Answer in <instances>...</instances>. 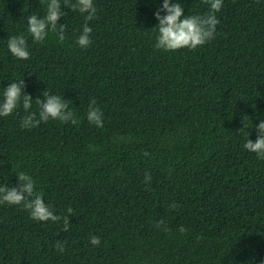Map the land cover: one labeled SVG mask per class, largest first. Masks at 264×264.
I'll list each match as a JSON object with an SVG mask.
<instances>
[{
    "label": "trees",
    "instance_id": "1",
    "mask_svg": "<svg viewBox=\"0 0 264 264\" xmlns=\"http://www.w3.org/2000/svg\"><path fill=\"white\" fill-rule=\"evenodd\" d=\"M47 2L0 0V100L25 80L33 99L47 90L69 100L78 123L24 129L22 105L0 117V186L19 187L23 171L54 214L74 215L64 231L0 204V264H262L264 160L244 144L264 121V0H223L215 39L174 52L154 47L164 0H94L88 48L77 44L84 15L64 0V41H33L28 17L42 18ZM178 2L185 16L210 11ZM20 34L28 60L7 47ZM92 99L103 128L87 120Z\"/></svg>",
    "mask_w": 264,
    "mask_h": 264
},
{
    "label": "clouds",
    "instance_id": "2",
    "mask_svg": "<svg viewBox=\"0 0 264 264\" xmlns=\"http://www.w3.org/2000/svg\"><path fill=\"white\" fill-rule=\"evenodd\" d=\"M204 3L210 6V11L204 15H188L185 16L184 8L178 0H164L162 7L155 12V18L159 21L154 28L157 29L156 43L154 47L158 50L166 52H174L183 48L196 50L215 39L217 26L220 21L217 13L222 9L223 0H204ZM64 6L71 11H78L84 15L82 31L77 38V44L81 48L90 47L92 28L89 26L90 21L96 19L97 8L94 0H64ZM162 13H164L162 15ZM62 10L60 0H48L46 5V13L41 18L38 14H32L27 20V31L31 35L34 42L43 43L49 36V33H55L60 41H64L67 24H59L62 16H66ZM7 47L11 54L20 60H28L30 51L27 39L23 34L10 36L8 38ZM25 80L11 82L3 91V99L0 100V117L10 116L16 109L22 105L26 115L22 118L21 128L31 129L38 127L41 122L51 120H59L63 123H78L75 113L70 109V101L59 95L51 94L47 90L43 93L44 99H33L31 95L24 91ZM39 107V111H30L33 101ZM87 120L90 124L98 128H103L104 113L97 106L95 99L89 103L87 111ZM38 117V118H37ZM250 120L247 116L242 119L243 127L238 131L248 136V123ZM258 130L259 135L255 142L248 136L244 148L250 152L257 154L258 159L264 160V121H261L254 127ZM251 135V134H250ZM147 155V153L145 154ZM20 185L19 187L0 186V204L18 205L26 209L31 219L38 222H63V230H69V215H74L72 207H68L67 215L60 216L54 214L49 204L45 203L42 192L36 187V181L27 173L20 171L17 173ZM150 182V176L146 174L145 183ZM178 205L174 202L172 209ZM165 224L164 220L158 222L157 227ZM162 231L167 230L162 228ZM181 234L187 229L181 227ZM65 243L57 241L54 247L61 254L65 251ZM90 243L99 247L101 239L99 236H91ZM264 264V262H262Z\"/></svg>",
    "mask_w": 264,
    "mask_h": 264
}]
</instances>
